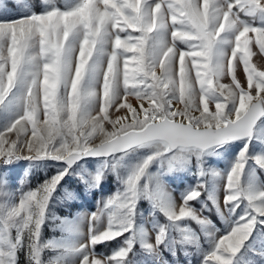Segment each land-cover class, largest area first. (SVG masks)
I'll list each match as a JSON object with an SVG mask.
<instances>
[{"label": "snow or ice", "instance_id": "1", "mask_svg": "<svg viewBox=\"0 0 264 264\" xmlns=\"http://www.w3.org/2000/svg\"><path fill=\"white\" fill-rule=\"evenodd\" d=\"M20 7L0 0V264L264 260V0Z\"/></svg>", "mask_w": 264, "mask_h": 264}, {"label": "rangeland", "instance_id": "2", "mask_svg": "<svg viewBox=\"0 0 264 264\" xmlns=\"http://www.w3.org/2000/svg\"><path fill=\"white\" fill-rule=\"evenodd\" d=\"M20 3H21V7L17 9V12L22 13L25 10L24 9L25 4L37 5L40 3V0H20ZM253 51L256 52V55L253 57V62L256 63L258 67L264 68V55L260 54L258 49H256L255 47H253ZM238 78L243 80L244 74L242 72H238ZM27 164H28L27 161H21L19 165L17 166L16 172L22 174L23 168H26ZM220 166L221 165H217V167H220ZM32 176H33V179L31 180V185L34 187L39 182V179L42 178L43 173L40 170L34 169L32 172ZM191 182L192 181L189 180V183ZM171 186L176 187L174 179H173V185ZM182 186L183 185H181V187ZM67 187L69 188V190L77 192V198L72 202L65 201L64 203H58L56 205L54 211L58 215H61V216L67 215L69 213H75L77 211H91L88 205L90 204L94 207L96 198H98L100 195H107V191L114 190L115 181L113 180V178L110 177L109 180L106 182V184L102 186L105 190L104 193L102 194L100 190L94 191L92 193H85L83 186L79 185L78 182L75 181L74 179L68 181ZM56 195L62 196L63 192L60 191ZM44 235L47 238V237H50L52 233L50 230L45 229ZM100 249H103V248H100ZM183 258L186 260L185 257ZM193 259L195 260V258ZM257 261H258V264H264V260H259V258H257ZM21 264H24L23 256H21ZM179 264H184V263L182 262V260H179Z\"/></svg>", "mask_w": 264, "mask_h": 264}, {"label": "trees", "instance_id": "3", "mask_svg": "<svg viewBox=\"0 0 264 264\" xmlns=\"http://www.w3.org/2000/svg\"><path fill=\"white\" fill-rule=\"evenodd\" d=\"M88 207H89V209L91 210V211H94L95 210V208L92 206V205H88ZM197 207H198V205H197ZM214 219H217V222H218V226H220L221 224H222V222L221 221H219L218 220V218H216L215 216L213 217ZM194 226V225H193ZM97 251H101V252H107V251H109L108 249H100V248H98L97 249ZM171 259V258H170ZM180 260H182V262L184 263V264H187V261L181 256L180 257Z\"/></svg>", "mask_w": 264, "mask_h": 264}, {"label": "bare ground", "instance_id": "4", "mask_svg": "<svg viewBox=\"0 0 264 264\" xmlns=\"http://www.w3.org/2000/svg\"><path fill=\"white\" fill-rule=\"evenodd\" d=\"M225 83L227 82V80L224 81ZM133 103H135V101H133Z\"/></svg>", "mask_w": 264, "mask_h": 264}]
</instances>
